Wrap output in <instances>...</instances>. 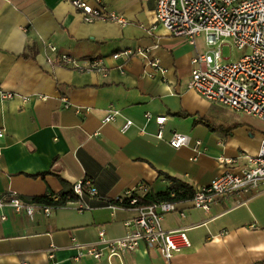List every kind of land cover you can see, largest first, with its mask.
<instances>
[{"label": "crops", "instance_id": "obj_1", "mask_svg": "<svg viewBox=\"0 0 264 264\" xmlns=\"http://www.w3.org/2000/svg\"><path fill=\"white\" fill-rule=\"evenodd\" d=\"M101 3L122 22L87 23L65 0H0V91L13 95L0 97V199L15 194L30 204L36 197L56 201L86 181L98 193L84 196L91 210L82 212L76 210L74 195L52 206L49 216L37 207L32 217L1 208L0 264L263 262L264 186L237 207L232 199L218 200L208 212L192 208V199L175 203L185 216L168 213L161 228L185 231L190 247L169 261L144 242L122 262L76 258L73 239L92 244L99 231L121 238L124 222L135 216L129 208L110 209L105 201L127 192L140 198L163 193L169 186L166 176L195 190L205 187L223 172L219 160L253 155L264 138V130L241 121L239 113L187 88L191 60L206 52L203 36L191 45L169 35L154 22L156 0ZM137 48L148 49L164 73L138 57L113 58ZM62 54L74 58L79 68L54 62ZM92 60L105 70L90 68L87 61ZM110 108L120 116L102 125ZM157 116L166 117L162 139L156 138ZM127 120L132 125L122 132ZM173 132L187 135L189 146L171 148L167 141ZM194 141L201 143L202 154L191 160Z\"/></svg>", "mask_w": 264, "mask_h": 264}, {"label": "built area", "instance_id": "obj_2", "mask_svg": "<svg viewBox=\"0 0 264 264\" xmlns=\"http://www.w3.org/2000/svg\"><path fill=\"white\" fill-rule=\"evenodd\" d=\"M65 1L78 10L87 23L95 20L122 22L117 15L105 12L101 0ZM154 22L169 35L183 37L191 45L195 44L197 37L203 36L206 52L191 60L192 70L187 82L189 90L210 103L264 123V0H156ZM224 41L246 53L237 61L228 62L222 56V47L227 45ZM49 50L56 53L54 46H50ZM132 57L142 59L153 71L164 73L159 61L148 49L124 50L113 55L114 59L123 60ZM54 62L79 68L74 58L64 54L58 55ZM87 64L101 72L105 70L100 61H87ZM0 97L10 99L13 95L0 91ZM118 116L120 112L110 108L101 124L114 122ZM145 118L150 119L151 115L146 114ZM155 122L158 127L156 138L162 139L166 117L157 116ZM131 125L132 121H125L121 131L125 132ZM2 135L0 132V137ZM190 142L187 135L176 132L167 141L175 150L189 146ZM193 152L195 155L191 160L202 154L199 141L193 142ZM219 162L225 165L223 172L207 186L195 191L192 208L208 212L221 199H232L234 207L242 206L264 186V138L255 154L244 152L235 159ZM71 192L77 198L75 204L79 212L91 210L84 202V196L95 198L98 195L88 181L76 183ZM124 201L128 207L121 206ZM105 204L110 209L129 208L135 211V216L124 222L125 235L121 238L110 239L99 231L97 241L92 244L84 245L73 239L72 247L77 252V259H117L122 262L126 255L136 251L139 243L144 242L149 247H157L163 258L169 261L173 253L190 247L185 231L164 232L161 228L164 215L177 212L181 217L185 216L184 211H178L175 203L138 206L137 197L127 192L105 201ZM3 207L10 208L16 215L29 217H32L36 207L41 208L45 216H49L52 209V206L25 203L15 194L9 199H0V209ZM1 219L5 217L1 216ZM49 258H52L51 254Z\"/></svg>", "mask_w": 264, "mask_h": 264}, {"label": "trees", "instance_id": "obj_3", "mask_svg": "<svg viewBox=\"0 0 264 264\" xmlns=\"http://www.w3.org/2000/svg\"><path fill=\"white\" fill-rule=\"evenodd\" d=\"M165 179L169 184L167 190L159 194H149L143 198L137 197L138 206H148L160 202L179 203V202L191 200L194 197L196 190L192 186L176 178H171L166 176ZM70 199H73V194L71 191L68 195L59 196L57 201H53L47 198L36 197V198H32L30 202L34 204L46 205V206H61L65 204L67 200ZM112 203L119 205L116 202H112ZM121 206L128 207L125 201ZM257 264H264V261Z\"/></svg>", "mask_w": 264, "mask_h": 264}, {"label": "rangeland", "instance_id": "obj_4", "mask_svg": "<svg viewBox=\"0 0 264 264\" xmlns=\"http://www.w3.org/2000/svg\"><path fill=\"white\" fill-rule=\"evenodd\" d=\"M227 43V45L222 47V56L224 59H227L228 62L237 61L239 58H241L246 51H240L236 48H233L227 41H224ZM241 121H247L248 123L252 124L253 126L259 128L260 130H264V123L254 120L252 118H247L246 116L239 114Z\"/></svg>", "mask_w": 264, "mask_h": 264}]
</instances>
